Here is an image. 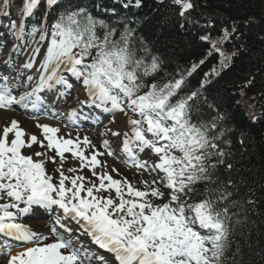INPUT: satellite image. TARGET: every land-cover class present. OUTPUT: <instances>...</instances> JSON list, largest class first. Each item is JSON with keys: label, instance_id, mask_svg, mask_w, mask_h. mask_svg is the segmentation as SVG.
I'll return each mask as SVG.
<instances>
[{"label": "snow or ice", "instance_id": "6c2138e0", "mask_svg": "<svg viewBox=\"0 0 264 264\" xmlns=\"http://www.w3.org/2000/svg\"><path fill=\"white\" fill-rule=\"evenodd\" d=\"M41 3L45 17L49 10L57 15L50 25L39 19L29 25ZM172 3L179 6L184 18L194 7L191 0ZM131 4L129 0L126 6ZM134 5L139 7L141 0H134ZM12 7L13 0H0V19L8 21L0 24V110L22 107L49 112L41 94L55 92L58 99L67 101L74 78L86 99L66 113L68 123L74 126L81 119L88 120L90 114L84 108L132 113L138 118L129 117L121 139L124 163L156 172L158 179L142 180L143 190L136 188L127 178H113L108 165L98 159L104 153L87 136L65 138L57 135L58 128L37 124L45 145L35 134H27L19 120L5 117L0 129V236L5 238L0 259L7 256V264H236L239 246L231 256L228 253L247 213L245 201L235 199L239 195L236 185L231 179L223 180L219 172L221 166L229 171L233 167L222 147L230 143L222 139L226 130L219 122L223 117L193 120L190 101L200 92L179 96L183 76L148 83L145 77H154L160 62L155 56L150 61L138 56L133 29L125 26L116 39V29L104 20L78 6L61 10L60 0H22L18 18ZM235 24L231 31L222 29L216 40L210 35L201 37L212 45L209 55L215 52L223 57L226 63H221V70L230 65L231 56L216 45L231 40L237 31ZM24 56L27 58L22 60ZM212 74L218 76L220 71L214 68ZM51 114L53 118L57 115ZM34 144L55 149L60 158L54 169L58 178L47 172L45 160L22 152ZM102 147L108 156L117 157L107 140ZM146 149L158 157L151 165L139 158ZM65 153L79 161L78 168L67 169L73 175L63 170ZM35 156L47 154L36 152ZM47 160L56 163L53 156ZM85 168L95 179L76 174ZM111 172L119 174L114 167ZM159 185L168 190L163 203L155 202L165 199ZM41 209L55 213L48 230L50 242L49 237L17 222L18 217ZM241 211L245 212L243 218ZM80 234L111 254V259L97 254ZM17 246L22 250L8 255Z\"/></svg>", "mask_w": 264, "mask_h": 264}, {"label": "trees", "instance_id": "16d2710c", "mask_svg": "<svg viewBox=\"0 0 264 264\" xmlns=\"http://www.w3.org/2000/svg\"><path fill=\"white\" fill-rule=\"evenodd\" d=\"M191 2L194 7L184 18L172 0H141L138 11L130 10L134 14V34L137 43L161 62L153 78L156 82L183 76L185 84L179 96L200 92L190 101L194 121L211 120L218 114L223 117L219 122L226 130L222 139L230 143L222 147L233 167L229 171L221 166L219 172L223 180L231 179L236 185L239 195L235 199L245 201L247 213L246 222L236 228L228 255L239 246L236 264H264V0ZM233 22L237 31L231 40L216 45L231 56L230 65L221 70V63H226L223 57L209 55L212 45L201 37L210 35L216 40L222 29L231 31ZM193 65H197L195 71L186 75ZM214 68L220 75L212 74ZM205 73H209L207 78ZM242 101L247 102L252 117L242 110ZM248 200L254 203L249 205ZM239 215L243 218L245 212Z\"/></svg>", "mask_w": 264, "mask_h": 264}, {"label": "bare ground", "instance_id": "6f19581e", "mask_svg": "<svg viewBox=\"0 0 264 264\" xmlns=\"http://www.w3.org/2000/svg\"><path fill=\"white\" fill-rule=\"evenodd\" d=\"M2 117L0 118V129H2V127L4 126V124L6 123L5 121V117H8L9 121L11 118H15L17 120L20 121L21 126L25 129V130H29L31 131L33 128L31 127V124L29 122H26L25 120L22 119H18L17 117H15L14 115H10V114H3L1 115ZM46 147H40L39 151H45ZM24 150L26 152H28L29 154H31V149L30 148H24Z\"/></svg>", "mask_w": 264, "mask_h": 264}]
</instances>
